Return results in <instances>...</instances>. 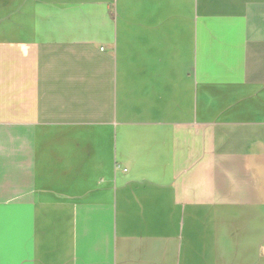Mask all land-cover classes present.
<instances>
[{
    "label": "crops",
    "instance_id": "1",
    "mask_svg": "<svg viewBox=\"0 0 264 264\" xmlns=\"http://www.w3.org/2000/svg\"><path fill=\"white\" fill-rule=\"evenodd\" d=\"M0 264H264V0H0Z\"/></svg>",
    "mask_w": 264,
    "mask_h": 264
}]
</instances>
